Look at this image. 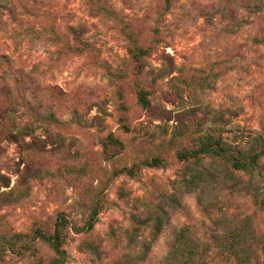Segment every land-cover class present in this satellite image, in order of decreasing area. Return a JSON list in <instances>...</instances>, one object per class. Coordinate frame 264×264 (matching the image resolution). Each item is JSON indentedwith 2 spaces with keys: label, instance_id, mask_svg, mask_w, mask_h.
<instances>
[{
  "label": "rangeland",
  "instance_id": "1",
  "mask_svg": "<svg viewBox=\"0 0 264 264\" xmlns=\"http://www.w3.org/2000/svg\"><path fill=\"white\" fill-rule=\"evenodd\" d=\"M207 144L264 148V0H0V264H227L240 222L264 264V157Z\"/></svg>",
  "mask_w": 264,
  "mask_h": 264
},
{
  "label": "trees",
  "instance_id": "2",
  "mask_svg": "<svg viewBox=\"0 0 264 264\" xmlns=\"http://www.w3.org/2000/svg\"><path fill=\"white\" fill-rule=\"evenodd\" d=\"M82 28H76V27H72L71 28V33L74 35H79L78 31H81ZM141 101L142 103L146 104V99L145 97L142 95L141 97ZM217 144H207L204 145V147L201 149V151L204 152H214L215 154H219V155H223L226 156L230 161H231V169L233 171H241V170H248L251 167H256L259 166L260 163V159L262 157H264V148L252 155L250 157V160L248 162V164L244 163V154L243 152L239 149V146H229L226 147V145L221 146V147H216ZM222 186V185H219ZM60 218H64L63 215H60ZM64 220V219H63ZM63 224V221H62ZM243 228L241 226V222H240V226L235 227L233 230H230V233H228V235L223 239L227 247L226 251H227V255L233 259H225V262L227 264H247L245 263V260L243 259H239L238 255L239 254V247H237L238 245V239H243ZM49 240H51L55 246V249L57 251L58 254H61L60 251V247H61V235H60V230L56 229L55 234L53 236L48 237ZM192 254V252H187L185 249H179V248H175L172 249V252L170 254V257L172 256H178V259H174L173 262H171V264H188V260L190 259H182L183 257H185V255H190ZM192 264V263H189Z\"/></svg>",
  "mask_w": 264,
  "mask_h": 264
}]
</instances>
